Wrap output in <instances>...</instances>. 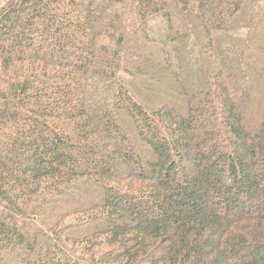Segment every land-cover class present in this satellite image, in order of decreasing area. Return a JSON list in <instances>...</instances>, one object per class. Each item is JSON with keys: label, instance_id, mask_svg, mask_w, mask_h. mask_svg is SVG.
Listing matches in <instances>:
<instances>
[{"label": "trees", "instance_id": "obj_1", "mask_svg": "<svg viewBox=\"0 0 264 264\" xmlns=\"http://www.w3.org/2000/svg\"><path fill=\"white\" fill-rule=\"evenodd\" d=\"M0 264H264V0H0Z\"/></svg>", "mask_w": 264, "mask_h": 264}]
</instances>
